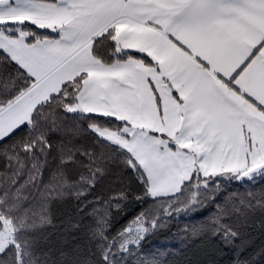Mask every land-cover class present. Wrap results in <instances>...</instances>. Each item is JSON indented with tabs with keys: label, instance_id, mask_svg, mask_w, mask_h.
Returning a JSON list of instances; mask_svg holds the SVG:
<instances>
[{
	"label": "trees",
	"instance_id": "16d2710c",
	"mask_svg": "<svg viewBox=\"0 0 264 264\" xmlns=\"http://www.w3.org/2000/svg\"><path fill=\"white\" fill-rule=\"evenodd\" d=\"M92 53L114 59L100 41ZM28 123L0 141V216L17 246L0 260L19 252L24 264H264V174L239 183L236 174L193 172L176 192L151 196L132 154L93 130L120 133L125 122L57 103ZM141 214L148 231L120 250L119 234Z\"/></svg>",
	"mask_w": 264,
	"mask_h": 264
},
{
	"label": "snow or ice",
	"instance_id": "6c2138e0",
	"mask_svg": "<svg viewBox=\"0 0 264 264\" xmlns=\"http://www.w3.org/2000/svg\"><path fill=\"white\" fill-rule=\"evenodd\" d=\"M42 2L0 0V65L12 67L0 74V120L18 98L29 104L36 98L33 115L45 107L53 109L57 103L66 111L80 109L89 114L84 100L104 91L90 80L92 70L129 71L138 86L148 85L158 109L161 89L157 84L164 85L177 115L182 113L192 127L200 121L190 117L200 110L207 123L202 139L207 140L208 132L216 130L215 137L207 141L209 149H216L214 155H223L235 139L225 132L224 113L246 123L253 122L250 109L264 115V0H52L51 7H41ZM26 25L50 34H37ZM122 25L139 28L142 35L118 32ZM98 41L114 57L111 63L95 53L90 59L75 54L85 44L90 51ZM137 41L139 47L131 46ZM78 59L86 67L76 71L71 91L67 81L57 88L53 78ZM125 103L132 107L135 95ZM25 124L29 128L26 119L0 136V141L23 132ZM177 142L178 138L167 140L168 144ZM139 143L161 160L170 151L160 153L158 144ZM142 217L135 218V223L147 232ZM132 231L131 226L123 233ZM129 243L133 242L122 240L120 250H126ZM16 247L9 244L0 254L12 253ZM110 254L111 248H106L102 258L109 261ZM0 264L24 261L15 252L13 260H0Z\"/></svg>",
	"mask_w": 264,
	"mask_h": 264
},
{
	"label": "crops",
	"instance_id": "0c3cea01",
	"mask_svg": "<svg viewBox=\"0 0 264 264\" xmlns=\"http://www.w3.org/2000/svg\"><path fill=\"white\" fill-rule=\"evenodd\" d=\"M51 6L52 0H43L41 4V7ZM117 31L134 32L137 36L142 35L141 29L133 28L129 25H122ZM45 38L42 37L41 39ZM88 44H90V41ZM88 44H85L84 48L76 49L75 54L78 57L84 56L90 59L92 54L91 50H88ZM131 46L139 47V41ZM84 67L86 65L79 59L74 61L73 64L62 68L57 73L53 78V84L58 88L60 83L73 78L76 75V71ZM138 67L140 66L138 65ZM142 71L147 72V69L143 68ZM90 80L99 88L104 89V91H100L91 98L85 99L83 107L88 110L89 114L101 113L102 116L116 117L115 119L125 122L127 124L125 126L127 128L126 137L129 142L144 140L146 143L158 144L160 153H165L166 150L170 149L166 160H169L168 162L172 164L178 163L180 168L177 173L181 180L176 181L177 186L188 179L193 172H199L204 175L226 172L237 176L256 165L264 163V115L254 109H250L248 113L253 121L251 123L244 122L241 117L227 113L223 114V120L226 125L225 132L229 137H234L235 139L234 143L223 155H214L213 153H215L216 149H209L207 141L215 137L216 130L213 129L208 132L207 140L202 139L207 123L202 118L201 111L196 110L192 113L190 119L200 121L199 126L192 127L189 119H186L182 113L177 115L175 102L163 91L164 85L157 84V87L161 89V107L158 109L156 98L149 90L148 85L138 86L131 73L127 70H92L90 72ZM132 95H135L136 103L132 107H128L125 101ZM33 101L31 104L23 98L13 101L9 108L5 110H15L13 117H9L8 120L13 119L17 124L26 119L29 120V116L35 108V97H33ZM77 103L80 102L77 101ZM70 112L84 113L80 109ZM162 133H167V136H162ZM169 137L178 138V142L176 144H168L167 140ZM132 146L133 148H126V150L142 166L150 181L149 173L145 169L144 164L138 159V156H141L142 160L146 161L145 158L143 159L141 152L142 149L144 151V148L140 143H133ZM156 159L161 160L158 155ZM156 163L158 162L155 161ZM161 169L158 171H161Z\"/></svg>",
	"mask_w": 264,
	"mask_h": 264
},
{
	"label": "rangeland",
	"instance_id": "374dc122",
	"mask_svg": "<svg viewBox=\"0 0 264 264\" xmlns=\"http://www.w3.org/2000/svg\"><path fill=\"white\" fill-rule=\"evenodd\" d=\"M6 112H8V115L3 120H0V136L6 135L12 128H14L17 125V122L15 120L13 119L8 120L9 117H13L15 110L13 109L11 111H6ZM93 130L103 139L108 140L111 143L123 149L133 148L132 146L133 143L139 144L138 143L139 141L129 142V140L126 137L127 135L126 127H124L120 133L112 131V130H108V129L97 128V127H93ZM141 152L143 155V159L145 158L146 161L142 160L141 156H138L139 157L138 159L141 163L144 164L145 169L149 173L148 175L151 179L149 181L150 195L151 196H162V195H166L171 192L177 191L180 185L177 186L176 181L181 180V178L179 177V174L177 173V171H179L180 169L178 167V163L172 164V163H169L168 162L169 160H166V159L157 160L156 154L145 152V150L143 151V149ZM154 158H155V161L158 163L155 164ZM160 168H162L161 171H158ZM141 219H142V222L144 223L143 217ZM132 222L133 224L130 223L127 227L132 226L133 231L130 233H124L122 237V240H128V241L133 242V243H129L128 245L135 244L134 242L139 240L140 236L144 235L145 233L143 229L137 228L135 219ZM144 227L146 228L145 223H144ZM11 243H13V226L10 220L0 216V249L6 247L7 245Z\"/></svg>",
	"mask_w": 264,
	"mask_h": 264
},
{
	"label": "water",
	"instance_id": "95a60500",
	"mask_svg": "<svg viewBox=\"0 0 264 264\" xmlns=\"http://www.w3.org/2000/svg\"><path fill=\"white\" fill-rule=\"evenodd\" d=\"M262 174H264V163L256 165V166L246 170L245 172L238 174L235 177V180L237 182L241 183L243 181H250V180L256 179L257 177H259Z\"/></svg>",
	"mask_w": 264,
	"mask_h": 264
}]
</instances>
